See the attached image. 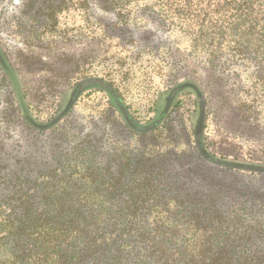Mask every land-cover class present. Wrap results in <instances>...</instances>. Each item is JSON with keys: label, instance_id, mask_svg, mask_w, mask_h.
Instances as JSON below:
<instances>
[{"label": "rangeland", "instance_id": "374dc122", "mask_svg": "<svg viewBox=\"0 0 264 264\" xmlns=\"http://www.w3.org/2000/svg\"><path fill=\"white\" fill-rule=\"evenodd\" d=\"M93 1L0 0V157L57 163L61 155L82 164L95 146L98 160L127 150L160 158L156 165L174 180L223 188L218 199L264 216V176L219 170L196 151L203 142L217 156L264 162V54L199 50L156 0H121L108 10ZM194 85L206 101L197 139ZM123 105L155 127L130 134ZM25 109L39 122L61 119L39 133L25 126Z\"/></svg>", "mask_w": 264, "mask_h": 264}, {"label": "trees", "instance_id": "16d2710c", "mask_svg": "<svg viewBox=\"0 0 264 264\" xmlns=\"http://www.w3.org/2000/svg\"><path fill=\"white\" fill-rule=\"evenodd\" d=\"M93 2L107 10L126 3ZM155 4L167 13L165 20L175 16L178 26L190 31L199 50L264 54V0ZM192 88L198 99L197 139L205 126L206 101L198 85ZM118 112L130 134L155 127L152 121L138 123L124 105ZM23 114L25 126L39 133L55 130L61 119L55 114L39 122L26 109ZM198 143L202 163L264 176V162L217 156ZM96 148L83 161L86 166L60 160L61 155L57 163L54 156L45 161L0 157V264H264V216L218 199L223 188L174 180L156 165L160 158H137L123 150L98 160Z\"/></svg>", "mask_w": 264, "mask_h": 264}]
</instances>
